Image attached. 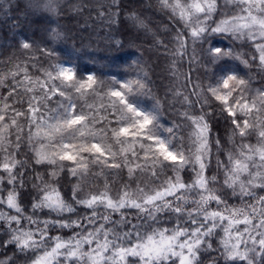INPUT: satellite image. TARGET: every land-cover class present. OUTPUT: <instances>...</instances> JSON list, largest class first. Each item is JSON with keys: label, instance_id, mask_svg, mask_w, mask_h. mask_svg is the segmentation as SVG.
<instances>
[{"label": "snow or ice", "instance_id": "snow-or-ice-1", "mask_svg": "<svg viewBox=\"0 0 264 264\" xmlns=\"http://www.w3.org/2000/svg\"><path fill=\"white\" fill-rule=\"evenodd\" d=\"M160 3L190 28L193 43L209 30L206 22L218 7V0ZM224 4L236 10L230 15L226 12L211 32L252 42L258 53L254 59L264 68V0H224ZM185 47L181 39L177 54ZM206 54L212 62L233 56L232 50L211 47ZM19 71L25 75L8 93L17 98L9 102L8 97H0V251L6 253L12 246L17 253H31L29 264H204L202 255L212 252L217 255L209 257L211 264H264V91H257L250 102L241 92L229 104L232 91L238 85L246 87V80L227 77L222 81L223 88L229 89L226 94L209 86L233 117V137L241 138L238 144L233 141L226 160L220 159V140H215L216 172L209 176L213 153L205 116L181 114L191 126L186 148L183 138L177 140L179 124L163 127L158 110L145 112L130 103L128 95L145 88L132 80L105 93L116 126L109 128L112 122L107 121L104 128L95 130L89 127L99 122L92 106L87 113L77 111L65 91L71 88L83 97L96 83L93 76L81 82L73 69L56 66L55 74L45 70L44 80H33L26 68ZM57 80L63 87L54 83ZM20 96H26V101ZM57 96L64 102L50 107ZM16 103L27 106L22 110ZM68 130L71 135H63ZM253 132L256 142H245ZM115 146L119 147L114 150ZM90 164L100 167L96 175H104L105 170L119 175L127 169L129 179L143 186L138 183L133 191L125 183L112 194L105 176L102 190L79 195ZM34 165L45 167L38 170ZM65 169L76 178L71 202L52 182ZM185 173L190 182L185 181ZM29 188L31 202L25 205L21 190ZM223 189L226 194H221ZM229 198L234 202L230 204ZM77 206L91 211L79 213ZM124 209H135L137 222L128 219ZM115 214L119 219H113ZM65 229L76 231L68 238L50 235ZM0 264L16 261L5 255Z\"/></svg>", "mask_w": 264, "mask_h": 264}, {"label": "trees", "instance_id": "trees-1", "mask_svg": "<svg viewBox=\"0 0 264 264\" xmlns=\"http://www.w3.org/2000/svg\"><path fill=\"white\" fill-rule=\"evenodd\" d=\"M76 1L78 0L71 3L75 4ZM78 7L72 11L63 6L59 17L53 20L47 15L31 17V13L25 10L24 0H0V78L3 80L0 84V97H8L16 81L22 80L25 75L19 69L25 68L27 75L33 80H44L45 70L55 74L56 66H62L73 69L79 77L83 75L88 77L93 74L102 81L104 90L116 88L117 82L122 83L125 79H131L133 75H136V71H139L141 66L136 57L142 52L146 54L150 52L153 56L154 68L158 67L159 76L155 78L157 89L155 86L149 88H155L153 92L156 98L162 100L163 113L168 120L180 125L177 130H181L183 136L186 135L183 137L186 148L190 146L191 126L181 114L188 111L193 115H203L208 121L211 127L210 141L213 155L206 175L214 174L217 151L215 140H220V159L226 160L230 140L238 144L241 138L233 137L234 126L231 124L230 117L218 114L212 111V108L205 106L206 97L201 94L199 88L198 51L190 44L188 27L170 10L163 7L160 0H115V2L105 0L98 6L83 3V6ZM54 24L57 25L55 30L52 28ZM146 33H149V36L143 40ZM181 39L186 42V47L182 54L178 55ZM24 43H28L30 47L25 49ZM13 72L18 74L13 77L11 75ZM114 78H118V81L114 82ZM159 78L163 82H160ZM54 83L58 85L56 81ZM17 91L22 93L23 90ZM70 96L77 111L86 113L90 111L89 106L78 105L77 98ZM185 97L188 99L187 103ZM16 98L17 96L14 95L8 97V100L12 102ZM19 99L26 101V96H20ZM62 99L58 96L54 97L50 107H55L56 102ZM14 106L23 110L27 105L16 103ZM94 106L92 109L99 115L96 118L99 122L94 126L100 130L112 117H109L111 114L107 111L108 109H105V103L103 107L100 104ZM92 114L95 115L94 111ZM104 117L107 120H104ZM251 138L250 141L248 136L245 142H256L255 135ZM28 155H31V152H28ZM17 158L26 159L27 157L18 156ZM34 167L42 170L45 166L34 165ZM89 169L88 179L81 184L82 191L79 195L102 190L105 176L112 194L120 190L125 183L129 184L130 190L136 189L135 186L138 183L143 186L142 182L129 179L127 169H123L119 175L108 170H105L104 175H96L101 171L99 166H89ZM45 175L50 179L47 174ZM219 176L222 177V174ZM184 178L186 182H190L188 173L184 174ZM93 181H95V187L92 186ZM52 182L56 184L65 199L71 202L72 186L76 178L67 175L65 170L60 173L56 181ZM29 191L30 188L21 190L22 203L25 205L31 202ZM226 193V189L221 192V194ZM233 202L234 200L229 198V203ZM77 207L79 213L91 211ZM123 211L128 214V219L137 222L135 209ZM41 215L44 216L47 213H41ZM113 219H119V215L115 214ZM74 231L76 230L51 231L50 235H62L68 238ZM213 243L215 245V241ZM5 255L13 256L16 264H29L32 254L17 253L12 246H9L6 253L0 251V259ZM216 255L217 253L212 252L202 255L201 259L204 264H211L209 257Z\"/></svg>", "mask_w": 264, "mask_h": 264}, {"label": "rangeland", "instance_id": "rangeland-1", "mask_svg": "<svg viewBox=\"0 0 264 264\" xmlns=\"http://www.w3.org/2000/svg\"><path fill=\"white\" fill-rule=\"evenodd\" d=\"M71 1L75 0H64L63 6H66L67 9H72V11L79 8L78 6H83V3H86L87 5L94 4V6H98V4L103 3L105 0H78L76 3H71ZM171 2V0H170ZM168 9V8H167ZM170 10V9H168ZM236 9L232 5H225L224 0H218V7L217 11L213 14L212 19L208 20L207 27L208 31L203 34V36L195 43H193V38L191 37V30L188 28V36L190 39V44L193 47L197 48L198 51V61H199V88L201 94L206 97V107L212 108V111L221 114L226 117H230L232 120L233 117L230 116L228 111L226 110L223 103L215 98V96L212 95V93L209 91V86L212 87H219L221 89V94H226L229 89H224L222 86V81L227 79V77L235 75L239 78H242L247 81V86H236V89L232 91V95L229 97V104H232V101L235 99H239L241 92L243 93V96L246 97L247 101H251L257 91H264V68H261L259 65L258 53L255 50V47L253 46L252 42L243 39L238 40L234 37L228 35V34H222V33H213L211 32V28L215 27V25L224 18L225 13L227 12L229 15L234 12ZM171 11V10H170ZM172 12V11H171ZM173 13V12H172ZM173 15L178 18L185 26V22L180 19V17L177 14ZM34 16L31 14V17ZM187 27V26H186ZM71 35V34H70ZM149 36V33L144 35L143 40ZM70 37V36H69ZM211 47L213 50L215 49H222V50H232L233 56L232 57H223L220 60L216 62H212L207 54L206 50ZM236 56H239V59L235 58ZM153 56L150 55V52L148 54L146 53H140L136 57V60H138L140 69L139 71H136V75L131 79H125L122 83H116L117 87L115 89L119 90L120 84L126 83L128 81L132 80H139L141 83L145 85L144 89H141L139 91H134L133 93L128 95V99L130 100V103L136 107L138 110L145 111V112H153L156 114V110H158L159 113V123L163 127H172L174 124L168 120V118L163 113L164 105L161 102L162 100H159L156 98L154 94L155 88L157 89V86L155 85V78L159 76L157 74L158 67L154 68V61ZM243 61H247V65L243 63ZM156 74V75H155ZM76 75V74H75ZM90 76H93L91 74ZM89 77V76H88ZM96 79V83L93 84L92 88L85 90V95L83 97L80 96L79 93H75L73 89L67 88L65 91L68 95H73L75 98H77V101L79 102L78 105H87V106H93L95 104H100L103 107V103H105V109H108L107 111L111 114L108 121H113V124H109L108 127H115V117L112 115V108L109 104V97L105 95L109 90H104L103 83L98 77L93 76ZM154 80H153V79ZM76 79L80 80L81 82H86L87 77L85 75L79 77L76 75ZM118 78H114V82L118 81ZM160 82H163L159 78ZM58 86L63 87V85L60 84V81H56ZM154 87V89H150L151 87ZM230 83V88H231ZM150 87V88H149ZM114 87H111L113 89ZM159 96V95H157ZM60 102H64L63 99ZM66 103V102H65ZM91 111H94L95 117H99V115L95 112L94 109H91ZM105 112V111H104ZM106 114V113H105ZM237 116L239 117L240 114L237 113ZM90 128H95V130H99L96 128V126L89 125ZM105 127V124H103V128ZM177 133V140H180V138H183L185 136L182 135L181 130H175ZM72 133V130H68L63 135L70 136ZM163 137H167V133L161 131L160 133ZM79 135V133H77ZM182 135V136H181ZM255 135L253 132L252 135L249 136L250 141L252 140L251 136ZM238 137V136H236ZM177 140H174L173 143H176ZM185 145V140L182 141ZM255 143V142H251ZM188 145V144H187ZM119 146H115L114 150ZM234 148V143L232 140H230V146L229 150H232ZM89 166H97V165H89ZM67 170V169H65ZM216 172V168L214 169V173ZM219 179L222 180V177L219 176ZM141 184V183H140ZM141 186V185H140ZM134 187V186H133ZM137 187V186H135ZM133 191L135 189H132Z\"/></svg>", "mask_w": 264, "mask_h": 264}, {"label": "clouds", "instance_id": "clouds-1", "mask_svg": "<svg viewBox=\"0 0 264 264\" xmlns=\"http://www.w3.org/2000/svg\"><path fill=\"white\" fill-rule=\"evenodd\" d=\"M64 0H24L25 10L34 16L47 15L53 20L59 17ZM53 30L57 25L52 26Z\"/></svg>", "mask_w": 264, "mask_h": 264}]
</instances>
